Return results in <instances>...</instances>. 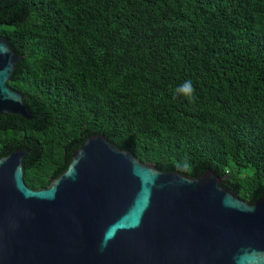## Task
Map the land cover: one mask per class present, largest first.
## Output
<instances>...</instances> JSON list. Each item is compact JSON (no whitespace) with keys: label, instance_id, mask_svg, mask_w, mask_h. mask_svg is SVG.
<instances>
[{"label":"trees","instance_id":"trees-1","mask_svg":"<svg viewBox=\"0 0 264 264\" xmlns=\"http://www.w3.org/2000/svg\"><path fill=\"white\" fill-rule=\"evenodd\" d=\"M0 38L24 56L8 85L33 117L0 115V158L28 151L30 188L104 135L160 171L210 169L264 197V0H0ZM188 80L193 99L176 91Z\"/></svg>","mask_w":264,"mask_h":264},{"label":"water","instance_id":"water-1","mask_svg":"<svg viewBox=\"0 0 264 264\" xmlns=\"http://www.w3.org/2000/svg\"><path fill=\"white\" fill-rule=\"evenodd\" d=\"M23 57L0 38V115L31 120L8 85ZM27 154L0 158V264H264V197L241 199L210 169L160 171L95 135L32 189Z\"/></svg>","mask_w":264,"mask_h":264},{"label":"clouds","instance_id":"clouds-1","mask_svg":"<svg viewBox=\"0 0 264 264\" xmlns=\"http://www.w3.org/2000/svg\"><path fill=\"white\" fill-rule=\"evenodd\" d=\"M178 93L183 94L186 99H193L195 96V89L192 86L191 80L186 81L180 88L176 90Z\"/></svg>","mask_w":264,"mask_h":264}]
</instances>
